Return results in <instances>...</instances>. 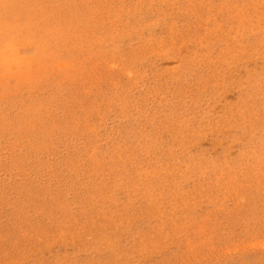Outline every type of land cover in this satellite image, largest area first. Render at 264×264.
<instances>
[{"label": "rangeland", "instance_id": "374dc122", "mask_svg": "<svg viewBox=\"0 0 264 264\" xmlns=\"http://www.w3.org/2000/svg\"><path fill=\"white\" fill-rule=\"evenodd\" d=\"M0 264H264V0H0Z\"/></svg>", "mask_w": 264, "mask_h": 264}]
</instances>
